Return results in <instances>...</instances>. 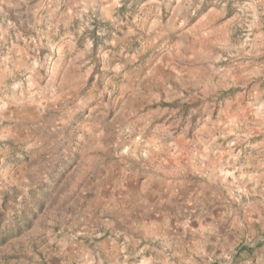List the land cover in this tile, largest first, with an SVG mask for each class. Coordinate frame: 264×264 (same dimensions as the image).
Listing matches in <instances>:
<instances>
[{
    "label": "rangeland",
    "instance_id": "rangeland-1",
    "mask_svg": "<svg viewBox=\"0 0 264 264\" xmlns=\"http://www.w3.org/2000/svg\"><path fill=\"white\" fill-rule=\"evenodd\" d=\"M52 2L11 0L14 8L7 9L0 0V210L7 213L1 220L0 264L25 263L50 243H158L143 252L135 246L141 255L158 256L166 252L159 243H182L180 251L186 243H201L194 253L223 260L230 253L221 255L212 243H264V86L250 81L245 86L250 97L224 104L229 114L239 116L231 120L237 123L233 128L248 129L247 143L233 139V151H215L211 165H199L194 175L181 160L188 170L182 182L173 180L170 193L177 195L172 200L169 193V201L152 212L132 208L137 200L152 201L147 188L156 190L151 182L137 199L115 200L116 189L123 186V194L128 186L123 183H134L129 173L146 165L155 172L167 152L176 157L179 151L171 146L162 150L166 139L170 143L191 132L220 107L211 103V93L195 105L187 97L173 105L159 101L167 77L162 54L175 41L154 35L166 24L158 0L124 10L122 20L110 24L92 9L100 0H88L89 18L83 24L62 21L64 16L47 8ZM210 15L222 21L229 16V31L247 47L256 32L264 34V0H221ZM208 40L227 43L225 49L241 42L223 36ZM223 44L218 49L225 51ZM260 61L264 65V58ZM211 75L202 73V78ZM239 143L247 148L240 150ZM206 159L192 157L200 164ZM257 159L263 164H253ZM45 185L49 198L33 225L2 240L15 212L31 210L30 200L41 199ZM135 212L139 216L130 215ZM142 214L152 221L147 228ZM161 218L168 226L156 224ZM257 256L264 264V249Z\"/></svg>",
    "mask_w": 264,
    "mask_h": 264
},
{
    "label": "crops",
    "instance_id": "crops-1",
    "mask_svg": "<svg viewBox=\"0 0 264 264\" xmlns=\"http://www.w3.org/2000/svg\"><path fill=\"white\" fill-rule=\"evenodd\" d=\"M6 7L14 8L11 0H5ZM19 1V0H18ZM28 1V0H25ZM34 1V0H30ZM154 0H100L97 7H93V11H97L99 18L106 24L122 20L124 10L133 12L138 5L147 7ZM161 3V11L165 8V22L164 28L161 32H155V36H161V39H173V44L168 45L167 49L163 52L161 59L162 67L166 70V79L163 78L165 90H162V96L159 101H163L168 105H173L175 102L185 101L192 98L196 100L193 105L198 104L200 99H206L211 96V100L215 106H219L218 114L211 112L206 115V121L195 129H189L178 138L170 143L166 139V143L162 150L170 147V150H178L176 157H170V152H167V159L160 157L158 166L154 168L155 172L150 171L148 165L142 166L141 170L137 169L139 173H129L133 176L132 180L127 184L125 181L124 188L127 186L126 191L120 194L121 187L116 189L114 196L115 200H122L127 198L126 201H131L132 198L136 199L141 196V192L145 193L148 185H153L147 188L148 197L152 201L141 200L136 201L132 208L137 206L155 211V208L162 203V201H169L166 197L172 190V185L182 182V175L185 164L190 166V175H194L195 171L201 167H209L212 163L209 156L215 151L221 150L223 152H230L234 150L231 141L234 139L238 141H246L250 139L248 129H239L236 131L233 128L232 119H237L239 116L236 113L229 114L226 110L228 104H240L246 100L249 92H246L245 86L249 84H260L264 86V65L262 60L264 58V34L256 32L254 34L252 43L247 47V43L239 40L240 35L235 31H229V24L225 20L212 19L210 13L212 8L221 3V0H158ZM17 8L23 9V5L16 2ZM224 4V3H223ZM64 5V10L60 11ZM129 6V7H126ZM28 7V6H27ZM50 11L60 13V17L64 16V20H73L71 22L81 23L89 18L90 3L88 0H67L61 4L58 0H53L48 5ZM168 8V9H167ZM200 9L202 11L200 12ZM37 10V9H36ZM200 13L199 16H194L195 13ZM61 19H58L60 21ZM213 26L216 27V32H213ZM220 29H222L220 31ZM215 36H223L225 40L241 41L239 44L231 43V47L225 49L226 44L217 41L210 42L208 39ZM249 37L244 40H248ZM223 44V50H219ZM233 44V45H232ZM202 73H211L212 75L207 78H202ZM209 88L214 90L208 91ZM223 94V95H222ZM248 96V97H247ZM157 101V102H159ZM216 101H218L216 103ZM191 104V105H192ZM224 104L226 105L224 107ZM192 105V106H193ZM214 106V108H215ZM224 107V109H223ZM175 108L172 107L171 110ZM238 112V111H237ZM4 114V110L2 111ZM236 114V115H235ZM214 116V117H213ZM171 117V115L169 116ZM237 124V123H236ZM249 142V141H248ZM240 150L247 148L239 143ZM238 147V146H237ZM246 152V151H245ZM207 155L205 163L200 164L192 160L193 156ZM220 155L215 156L214 159L219 160ZM177 160L180 163H177ZM184 161L185 164L183 162ZM223 160V157L220 158ZM179 164L176 168L175 165ZM253 164L260 166L263 162L258 159L253 161ZM133 166L132 169H134ZM262 167V166H261ZM152 169V168H151ZM153 173V174H150ZM160 177L157 179L156 175ZM120 174L116 175L118 177ZM150 175H153L151 181ZM181 175V176H179ZM121 176V175H120ZM128 176L124 179L127 180ZM180 179V180H178ZM173 180H175L173 182ZM194 180V178H193ZM216 180V179H215ZM177 194L170 193L169 199L172 200L173 196ZM135 199V200H136ZM148 199V198H147ZM157 199V200H155ZM111 202V201H109ZM131 208V207H129ZM141 212V211H140ZM139 213L130 214L133 217L139 216ZM168 213H165V216ZM128 214V216H130ZM143 219V220H142ZM145 227L152 223L148 219V215L143 217ZM156 224L164 227L168 226L167 219H156ZM119 227L124 228V226ZM136 224V223H134ZM106 232V231H105ZM114 232V231H113ZM116 232V231H115ZM121 232V230H119ZM131 232V230H130ZM147 232L149 230L147 229ZM171 231L168 230V233ZM107 237H110V231L107 232ZM117 233V232H116ZM106 234V233H103ZM146 238V237H145ZM152 238V237H149ZM158 243H50L48 248L38 253L31 260L27 259L22 264H258L259 258L257 253H261L264 249V243L258 241L256 243H237L235 247L227 243H212L214 247L221 251V255L230 253L227 260H223L217 256L202 255L194 253V250L201 248V243H186L184 251H180L182 243H159L160 248L165 252L163 256L153 255L146 251L143 255L137 253L135 246L139 247L138 251L143 252L142 249L147 246ZM56 246L57 248L53 247ZM233 247V249H232ZM126 250V252H124ZM193 250V251H192ZM201 251V250H200ZM124 252V253H123ZM182 252V254H180ZM196 254V255H194ZM256 254V256H255ZM138 255V256H137ZM140 255V259L138 258ZM134 259L137 262L134 263Z\"/></svg>",
    "mask_w": 264,
    "mask_h": 264
},
{
    "label": "trees",
    "instance_id": "trees-1",
    "mask_svg": "<svg viewBox=\"0 0 264 264\" xmlns=\"http://www.w3.org/2000/svg\"><path fill=\"white\" fill-rule=\"evenodd\" d=\"M163 105H168L167 103L163 102ZM47 188H49V185H45L43 191H41V199H35L33 197L31 201V206L32 209L28 210L22 208L19 209L17 212L14 214V221L8 229L2 233V240H6L10 234H20L23 232L24 229H27L33 225L35 220L37 219V213L39 211H42L44 209V206L46 204L47 199L49 198V194L47 191ZM36 194V192H34ZM37 197V194H36ZM36 209V210H35ZM7 213L4 209L0 210V230L2 228V222L1 220L6 216Z\"/></svg>",
    "mask_w": 264,
    "mask_h": 264
}]
</instances>
